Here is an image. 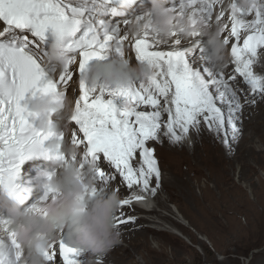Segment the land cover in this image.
<instances>
[{
	"label": "snow or ice",
	"instance_id": "6c2138e0",
	"mask_svg": "<svg viewBox=\"0 0 264 264\" xmlns=\"http://www.w3.org/2000/svg\"><path fill=\"white\" fill-rule=\"evenodd\" d=\"M134 4L135 0H0V193L27 212H39L40 204L58 193L44 191L40 201L23 207L26 190L15 183L20 165L32 157L66 162L63 155H53L47 143L67 140L81 153L78 179L82 181L86 162L94 180L110 191L119 181L114 191L126 186L132 192L120 199L114 226L134 224L125 206L144 200V194L155 195L160 187L155 145L165 138L178 144L204 127L226 153L232 152L242 132L244 105L255 104L258 97L264 100V74L253 71L254 65L264 63V0H178L169 10L189 16L193 31L186 38L181 26L168 39L160 37L150 15L146 21V13L129 18ZM133 21H145L142 32H128ZM213 24L226 46L227 64L234 66L231 72H225L227 64L216 68L211 60L206 33ZM50 38L62 62L58 73L48 60ZM130 54L150 69L138 84L90 83V61L129 59ZM77 83L70 138L63 130L39 129L30 102L40 96L63 102L67 89ZM240 84L246 85L243 103ZM51 174L44 173L47 178ZM19 248L0 214V264H19ZM41 255L44 264H82L77 259L80 249L66 242L62 229Z\"/></svg>",
	"mask_w": 264,
	"mask_h": 264
},
{
	"label": "clouds",
	"instance_id": "9594fccd",
	"mask_svg": "<svg viewBox=\"0 0 264 264\" xmlns=\"http://www.w3.org/2000/svg\"><path fill=\"white\" fill-rule=\"evenodd\" d=\"M149 2L151 7L145 14V21L150 15L152 25L161 38H170L169 33L174 29L179 31L181 26L185 29L184 36L190 37L193 29L189 16L181 17L170 11L164 0ZM145 21L139 24L133 21L128 32H142ZM206 35L210 57L216 68L226 66L227 49L215 24ZM48 53V60L55 65L58 73L62 70V62L55 42L49 46ZM149 72L146 66L113 57L107 61H97L91 69L89 80L93 85L105 83L119 87L138 84ZM30 109L38 116L35 123L39 129L45 132L59 131L61 119L70 117L72 104L67 97L59 102L51 97L40 96L30 102ZM47 148L53 155L66 158V162H58L59 171L52 173L50 178L44 173L38 174L36 178L38 186L44 191L58 193L56 198L42 202L39 212L29 213L6 194L0 193V214L5 217L8 228L20 246L19 264H44L41 250L56 238L60 229L65 230V239L73 247L93 254L111 250L120 242V233L114 226L120 203L117 192L96 190L94 195L90 194L95 188L93 169L88 167L86 178L83 181L78 179L79 165L72 162L76 150L67 140H50Z\"/></svg>",
	"mask_w": 264,
	"mask_h": 264
},
{
	"label": "bare ground",
	"instance_id": "6f19581e",
	"mask_svg": "<svg viewBox=\"0 0 264 264\" xmlns=\"http://www.w3.org/2000/svg\"><path fill=\"white\" fill-rule=\"evenodd\" d=\"M146 1L149 0H135V4L127 13L129 18H132L131 13H135L139 6L150 8L151 5L147 4ZM128 58L131 63L137 64L134 54H130ZM233 67L231 63H228L225 72H231ZM253 71L257 74H264V63L254 65ZM239 87L242 90L240 95L243 103V89L246 88V85L240 84ZM67 95L73 106L78 95V83L72 84L67 89ZM249 95L251 94L249 93ZM60 123L65 130H68V118H62ZM69 134L70 132L66 135L69 136ZM187 138L189 142L186 141ZM190 139L191 146L189 145ZM183 141L178 144H170L165 138L162 144L155 145V156L161 170V181L156 194L148 195L153 198L157 208L147 213V217L137 218L131 211L132 206H125V212L135 218V223L117 228L120 233V242L111 250L98 254L84 251V257H77L78 260L82 261V264H165L164 242L170 235L178 234L181 230H177L179 228L175 225L176 223L170 220L172 226H165L162 223V221L168 223L165 214H162V210H174L179 216V219L174 218V221L181 225H185L184 222L192 225V221L187 218L190 208L186 207L185 203L188 205L191 202L206 214H209L207 208L212 204L211 195L205 185H197L199 190L203 192L201 200H197L196 196L194 197L191 191V178L188 174L192 167L190 166L191 162L198 163V160L208 162L209 165L218 167L219 173L224 176L235 174V171L238 176L245 177L249 175V172L255 173L259 169L264 173V165L261 164V162H264V100L258 97L255 104L244 105L242 110V132L238 141L234 144L232 152L226 153L225 146L204 127L201 128L199 133L191 131L185 139L187 143ZM252 161L257 166H254ZM182 166L187 169L188 173L183 174L181 172ZM211 176L212 173L209 172V178ZM117 183L119 181L111 185L114 190ZM219 185L216 183L215 187L219 188ZM242 185L241 187H246L252 192L251 182ZM220 187L222 186L220 185ZM100 191L110 190L101 183ZM119 191L117 194L121 199L122 196ZM168 203L172 204L173 207ZM151 224L155 226L149 227ZM199 239L203 242L210 240L207 235H201ZM152 243H155L156 247H153Z\"/></svg>",
	"mask_w": 264,
	"mask_h": 264
},
{
	"label": "rangeland",
	"instance_id": "374dc122",
	"mask_svg": "<svg viewBox=\"0 0 264 264\" xmlns=\"http://www.w3.org/2000/svg\"><path fill=\"white\" fill-rule=\"evenodd\" d=\"M185 139L182 141H188ZM193 163L189 173L184 166L181 172L189 174L191 191L197 200H201L203 193L197 185L208 188L212 204L206 211L209 214H206L191 202L189 206L185 203L190 208L187 218L192 225L177 223L172 218L179 219L176 211L161 209L169 224L162 223L170 226L172 223L169 220L175 222L177 230L183 233L172 234L164 242L165 264H264L263 171L249 172L245 177L238 176L234 171L235 174L224 176L219 173L218 167L208 162L198 160V163ZM252 164L257 166L253 161ZM261 164L264 165V162ZM209 172L212 173L211 178ZM249 182L252 192L241 187ZM216 183L222 187H215ZM201 235H207L210 240L200 241ZM152 246L156 247V244L152 243Z\"/></svg>",
	"mask_w": 264,
	"mask_h": 264
}]
</instances>
